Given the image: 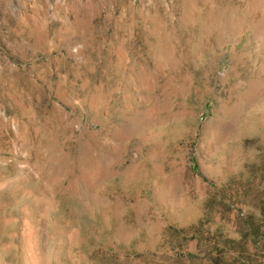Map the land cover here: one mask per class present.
Listing matches in <instances>:
<instances>
[{
  "label": "rangeland",
  "instance_id": "374dc122",
  "mask_svg": "<svg viewBox=\"0 0 264 264\" xmlns=\"http://www.w3.org/2000/svg\"><path fill=\"white\" fill-rule=\"evenodd\" d=\"M0 264H264V0H0Z\"/></svg>",
  "mask_w": 264,
  "mask_h": 264
}]
</instances>
